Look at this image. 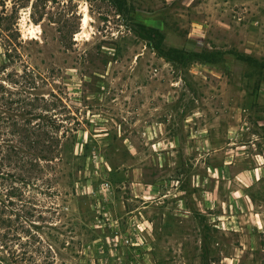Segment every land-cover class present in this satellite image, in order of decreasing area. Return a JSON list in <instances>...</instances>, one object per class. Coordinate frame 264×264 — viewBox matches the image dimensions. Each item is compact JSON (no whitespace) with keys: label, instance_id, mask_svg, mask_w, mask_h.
<instances>
[{"label":"rangeland","instance_id":"obj_1","mask_svg":"<svg viewBox=\"0 0 264 264\" xmlns=\"http://www.w3.org/2000/svg\"><path fill=\"white\" fill-rule=\"evenodd\" d=\"M128 3L0 0V145L42 96L68 129L53 161L3 160L0 262L264 264V0ZM133 21L224 56L168 61Z\"/></svg>","mask_w":264,"mask_h":264},{"label":"trees","instance_id":"obj_2","mask_svg":"<svg viewBox=\"0 0 264 264\" xmlns=\"http://www.w3.org/2000/svg\"><path fill=\"white\" fill-rule=\"evenodd\" d=\"M110 2L119 15L126 16L130 12L128 0H110ZM131 30L137 36L147 41V43L152 44L153 49L160 56L183 66L196 60L215 64L224 56V52L206 49L201 52H188L177 48L166 49L163 45L165 35L162 30L155 26H148L142 22L133 21ZM238 56L244 61L258 64V60L252 56L244 54H239ZM37 98L40 100V97H35L34 100ZM41 98L44 102V108L41 111L34 112L33 109H30L28 112L18 111L19 113H14V117H12V134H19L21 136V144H18V141L14 143L11 140L5 146L0 145V179L4 175L2 170H4L5 159L9 161V164H13L17 168L26 169L39 166L43 161H53L56 158L55 154L57 153L52 144L54 142L59 143L60 138L67 135L68 129H62L64 127V120L59 118L54 111L52 112L57 106L59 99L48 100L44 96ZM32 105L37 110L36 103L33 102ZM23 114H26L25 117H23ZM72 119H75V117H72ZM5 120V117L0 115V136L3 135L1 130L2 126L4 127ZM22 120L24 124L21 123ZM23 143H27V147H24ZM11 175L14 176V173H11ZM0 264L9 263L1 261Z\"/></svg>","mask_w":264,"mask_h":264},{"label":"crops","instance_id":"obj_3","mask_svg":"<svg viewBox=\"0 0 264 264\" xmlns=\"http://www.w3.org/2000/svg\"><path fill=\"white\" fill-rule=\"evenodd\" d=\"M128 1L130 2V1H132V0H128ZM134 1L138 3V2H144V1H146V0H134ZM151 1H159V0H151Z\"/></svg>","mask_w":264,"mask_h":264},{"label":"built area","instance_id":"obj_4","mask_svg":"<svg viewBox=\"0 0 264 264\" xmlns=\"http://www.w3.org/2000/svg\"><path fill=\"white\" fill-rule=\"evenodd\" d=\"M124 240L126 243H130V239L128 237H126Z\"/></svg>","mask_w":264,"mask_h":264},{"label":"bare ground","instance_id":"obj_5","mask_svg":"<svg viewBox=\"0 0 264 264\" xmlns=\"http://www.w3.org/2000/svg\"><path fill=\"white\" fill-rule=\"evenodd\" d=\"M86 23H87V20H86Z\"/></svg>","mask_w":264,"mask_h":264}]
</instances>
